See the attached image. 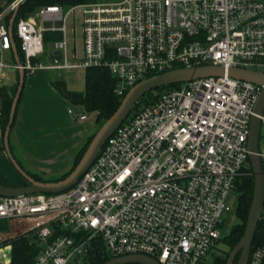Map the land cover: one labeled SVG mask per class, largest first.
I'll return each instance as SVG.
<instances>
[{
    "label": "built area",
    "instance_id": "2783aa9c",
    "mask_svg": "<svg viewBox=\"0 0 264 264\" xmlns=\"http://www.w3.org/2000/svg\"><path fill=\"white\" fill-rule=\"evenodd\" d=\"M14 8L15 2L0 15V89L9 68L3 53L12 49L7 23ZM64 11L41 8L13 27L23 57L17 71L31 76L37 70L106 68L122 85L118 97L177 69L213 66L226 73L179 84L127 118L76 187L59 195L0 198V264H6L9 247L14 264L12 243L31 236L44 246L33 262L19 264H89L97 247L113 259L200 263L221 240L222 218L231 212L227 199L249 162L260 88L227 71L264 74V0H123ZM70 14L80 15L84 56L76 64L55 56L44 66V35L61 33L54 50L64 52ZM3 121L0 101V148ZM260 122L264 173V112ZM247 264H264V246L251 249Z\"/></svg>",
    "mask_w": 264,
    "mask_h": 264
},
{
    "label": "crops",
    "instance_id": "0c3cea01",
    "mask_svg": "<svg viewBox=\"0 0 264 264\" xmlns=\"http://www.w3.org/2000/svg\"><path fill=\"white\" fill-rule=\"evenodd\" d=\"M14 2L15 0H0V8L6 9ZM79 16H67V48L58 53L54 50V44L50 43L46 47L45 57L41 60L44 66L51 65L55 56L60 63L81 62L84 55ZM37 23L39 24L38 20ZM4 53L10 54L11 62L7 63L9 68L5 70L6 78L1 87L12 89L17 84L19 72L15 69L17 64L12 49ZM85 75V70L76 68L61 71L37 70L25 78L10 138L17 160L26 171L50 180L59 178L73 169L75 154L83 145V141L91 136L89 133L92 132L93 125L89 123V117L82 108L77 113L74 112L69 102L56 92L52 83L63 82L67 90L73 93L84 92ZM70 109L75 116L68 113ZM79 115H86L87 119L80 121L77 119ZM0 184L15 188L25 184L2 148Z\"/></svg>",
    "mask_w": 264,
    "mask_h": 264
},
{
    "label": "water",
    "instance_id": "95a60500",
    "mask_svg": "<svg viewBox=\"0 0 264 264\" xmlns=\"http://www.w3.org/2000/svg\"><path fill=\"white\" fill-rule=\"evenodd\" d=\"M21 5V0H15V8L12 12V16L8 22L9 36L12 43V51L15 57L17 66H21V58L19 57L17 44L14 42V25L18 17V11ZM59 55V54H58ZM19 80L18 89L13 98V103L9 112L8 123L5 127V134L3 138L4 152L9 159L13 169L20 175L25 181V184L20 188L6 187L0 184V198H16L22 197L23 195H59L66 191L76 187L79 179L87 172L88 169L93 165L97 159V155L107 143L109 139L120 127L121 124L131 116L135 105L144 96L150 92L163 89V87L176 86L177 84H184L192 82V80L206 79L207 77L221 78L225 75L226 71L223 67H194L191 69H177L164 73L163 75L149 78L127 92L120 106L115 111V114L111 116L106 123L96 132L92 138L91 144L88 146L82 158L72 170V172L64 178V180L57 182H40L35 181L22 167L19 166L17 160L13 157L10 148V135L11 128L16 118V111L19 106V99L24 88V82L26 78L25 72L19 68ZM228 77L231 79H237L243 82L252 83L260 88V95L255 104L254 115L250 121V131L248 140V152H249V164L252 168L253 180H254V191L253 199L250 205V211L246 221V228L244 234L237 244V246L230 252L226 264H235V259L240 256L237 264H247L250 256V251L254 244V237L256 235L259 222L264 212V173L261 166L259 157V141H260V129L261 122L260 117L264 112V74H260L254 71H245L241 69L228 70ZM12 247L5 250L7 256L6 264L10 263V256ZM105 264H159L155 259H151L146 256H125L122 258H115Z\"/></svg>",
    "mask_w": 264,
    "mask_h": 264
},
{
    "label": "trees",
    "instance_id": "16d2710c",
    "mask_svg": "<svg viewBox=\"0 0 264 264\" xmlns=\"http://www.w3.org/2000/svg\"><path fill=\"white\" fill-rule=\"evenodd\" d=\"M96 1L98 0H26L25 3L20 5L18 11V17L16 19L14 28L20 19H27L31 17L35 12H37L41 8L60 6L65 11H67L71 8H74V6L76 5L94 3ZM3 10L4 8H0V15ZM15 29H14V42L17 44L19 57L22 60L23 57L20 51V43L16 38ZM61 39H62L61 33L59 34V33L47 32L44 35L45 50L50 43L55 44L57 42H60ZM27 76L28 75H26V77ZM18 80H19V76L17 79V84L15 85L14 88L8 89L6 87H3L0 89V101L2 103L3 115H4V121L2 126L4 130V134H5V127L9 119V112L13 103L12 100L18 89ZM85 84L86 85L84 92L73 93L67 90V87L63 82L52 83L54 89L60 95V97L66 99L71 106L80 105L84 113L85 112L96 113L97 115L96 124H99V127L100 126L102 127L106 123V121L115 114V111L120 106V103L123 100L124 96L127 94V92L120 97L116 96L115 91L117 89L118 83H116V80L112 77L110 71L106 68L102 69V68L90 67V69H87L85 75ZM178 85L179 84H177L176 86L163 87V89L150 92L135 105L133 113L131 114L130 117L135 116V114L138 113L141 109L149 106V104L158 100L166 91L172 88H176L178 87ZM15 121L11 130L15 125ZM95 134L96 133H93L91 136H89L83 141L84 142L83 145L75 154V164L73 169L82 158L81 156L84 154L88 146L91 144L92 138L94 137ZM9 144L13 157L15 158V153H14L15 151H14V146L11 143V138ZM2 150L4 151V147L2 148ZM15 159L17 160V158ZM17 162L19 166L22 167L18 160ZM22 169L25 170L23 167ZM72 170L68 173H65L63 176L59 178H52L50 180L45 179L43 176L39 174L36 173L33 174L26 170L25 171L35 181L37 180L40 182L50 183V182H57L64 180V178H66L72 172ZM253 179L254 178H253L252 168L248 162L247 167L244 169L242 175L238 177L234 189L235 191L234 193L240 195L238 206L236 209L237 217L239 219V224L233 228L230 236L225 238L224 244L225 246L227 245V249L226 251L220 252L219 256H215L213 260L214 264H226L230 252L237 246V244L240 242L244 234L247 217L250 211L249 208L253 199V191H254ZM258 224L259 226L256 235L254 237L255 239H254V244L252 246V250H254L255 247L257 246H264V212ZM28 238L29 237H23L12 243L13 245L12 256H13L14 264H19L23 262H33L35 260L39 251V247L36 245H30L28 243ZM89 258H90L89 264H105L113 259L112 257H108L106 254H102V248L100 247H97L95 250H92L91 256ZM239 258L240 256H238L235 264H237Z\"/></svg>",
    "mask_w": 264,
    "mask_h": 264
},
{
    "label": "rangeland",
    "instance_id": "374dc122",
    "mask_svg": "<svg viewBox=\"0 0 264 264\" xmlns=\"http://www.w3.org/2000/svg\"><path fill=\"white\" fill-rule=\"evenodd\" d=\"M122 1L123 0H98V1H96L94 3H88V4H101V5H103V4H117V3H120ZM88 4H80V5H76L74 7L84 6V5H88ZM76 17H78V14H76ZM61 25H62L61 23L56 24V27H60ZM50 26H51V24H48V23L45 24V27H50ZM3 58H4V61L6 63H10L11 62V57H10L9 53L8 54L4 53ZM117 87L119 89V88L122 87V85L120 84ZM71 108L74 110V112L77 113V111L81 108V106L77 105V106H72ZM85 113L89 117V123L93 125L92 132L89 133L90 135H92L93 133L98 132V130L101 128V126L99 127V124H96V121H95L96 117H97L96 113H94V112H91V113L90 112H85ZM15 157L18 158L17 154H15ZM239 196L240 195H237L236 193H232V194L229 195L226 203H227L228 207L230 208L231 212L226 213L223 216V218H222V225L223 226L219 230L221 242H219L217 244V246L215 247V249L211 250L209 255L204 260H202L199 264H214L213 260H214L215 256H219L220 252L226 251L227 245L225 246V244H224L225 238L229 237L231 232H232V230H233V228L239 224V219L237 217V210H236L237 206H238V202H239ZM28 243L30 245L38 246L39 249H41L44 246L43 243H37L36 244L35 243V239L32 236L28 238Z\"/></svg>",
    "mask_w": 264,
    "mask_h": 264
},
{
    "label": "flooded vegetation",
    "instance_id": "af4514ba",
    "mask_svg": "<svg viewBox=\"0 0 264 264\" xmlns=\"http://www.w3.org/2000/svg\"><path fill=\"white\" fill-rule=\"evenodd\" d=\"M238 258V257H237ZM237 258L235 259L234 263L237 261Z\"/></svg>",
    "mask_w": 264,
    "mask_h": 264
}]
</instances>
